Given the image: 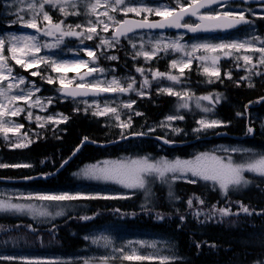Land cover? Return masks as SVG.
Returning a JSON list of instances; mask_svg holds the SVG:
<instances>
[{"label":"snow or ice","instance_id":"6c2138e0","mask_svg":"<svg viewBox=\"0 0 264 264\" xmlns=\"http://www.w3.org/2000/svg\"><path fill=\"white\" fill-rule=\"evenodd\" d=\"M244 3H248V0H243ZM174 7L168 4H160L157 7H150L145 5V0H12V4L27 5L28 19H25L23 13L26 9L24 7L16 8L14 11H10V14L15 17L9 21V26L21 25L24 28L34 29L36 33L43 36L56 37V43H41L37 35L31 34H20L17 35L15 32H8L0 34V132L4 133V139L10 140L8 136L9 132H19L23 128L22 124H15L11 119H6L7 117H15L25 112L26 109L21 107L17 102L23 101L29 108L40 107L43 108L44 105L40 103V99L36 98L31 100L34 91H39V88L35 86V82L27 81L24 76H17L13 74V66H10L9 59L15 61L16 64L20 65L25 70L37 65L38 63H44L46 66L50 67L53 72H59L61 69L68 67H85L88 68L86 73L81 74L78 77L79 83L76 84L75 89H66L65 87V77H59L60 88L57 91L63 92L64 95L70 97H99L104 94H116L117 98L120 94H126L129 92H135L138 96H143L145 93L138 90L135 85L137 81L134 77H128L126 86L125 84L116 77L111 80L101 81L93 77V73L100 72L103 73L106 70L96 66L95 53L91 50L87 51L89 57H93L91 61L75 60V61H63L54 60L48 56H39L42 48H55L64 42L65 37H76L81 39L92 40L94 37H98L100 43L97 48H103L107 46L108 48L115 47L119 44L120 38L125 37L128 39L132 48H136V44L133 43V38L130 37L129 33H135L137 29H185L188 33H212L218 31H229L236 29L239 26L247 25L251 26L254 21L248 19L245 16V11L249 15L255 16L256 13L251 9H239L234 10L229 4V0H173ZM262 8H264V0H260ZM134 4L144 5L142 7L132 6ZM49 5L52 8H58L59 11L67 18L69 15L80 16L82 13L80 11L81 7L84 9L83 14L86 16L95 15V21L89 19L87 21V26L82 24H66L65 20H60L58 22H53L52 16L48 11L45 10V6ZM103 6V11L97 12V8ZM215 6V7H214ZM6 7L11 8V6L6 5ZM72 9V11H69ZM204 10V11H202ZM112 13V14H110ZM115 13H122L125 18L117 19ZM128 13H135L140 16L142 13L154 14L161 17L158 21H151L148 15H144L141 20H131L126 18ZM104 17L106 19H102ZM194 18V19H193ZM38 20L41 23H38ZM46 21L47 23H43ZM102 25V30L108 32L109 28H113L111 37H105L97 32V26ZM77 29H82L77 31ZM183 34L178 37L165 40L164 37L156 38L155 42L152 43L151 51H146L143 44H141L138 51L133 55V59L143 56L145 60H151L156 57L160 52L168 53L169 51L175 53H181L179 59H173L171 61L170 67L172 69L179 68V75H173L171 72L162 73L159 70L152 71V78L154 80L167 79L172 81L174 84L181 83V77L184 75L185 68H191L193 60L200 61L203 73L209 77L208 83L215 82V80L223 82L220 78V68L219 61L222 58H233L235 61L243 60L245 66H248L250 74L252 69L256 68L257 65L264 66V37L252 35L248 39L242 41L232 40V41H218L214 42L212 40H197L191 44L182 43ZM244 53H241V50ZM7 51L10 56L5 55ZM251 52L252 55L247 54ZM17 53L21 55L18 56ZM199 53V55H197ZM237 53H241L237 55ZM259 54L256 63H253V55ZM104 55V53H101ZM109 60H118L119 57L116 55H108L106 57ZM92 67H89V64ZM136 72L144 76L145 69L142 67H137ZM114 71V69L112 70ZM151 71V70H149ZM38 71L31 72L32 76L39 75ZM227 79H232L231 72L225 73ZM255 75H264V72H256ZM88 77H93L92 79H87ZM42 79H46L47 83H55L56 80L52 76H44ZM77 79V78H73ZM73 79L68 80V83H72ZM248 79V77H241V80ZM29 83L32 85L31 88H21V85ZM239 86L240 81H236ZM250 87L254 85L249 84ZM151 87V83L147 76L144 77L142 83L140 84V89ZM158 91L166 93L168 95L177 96L182 103L179 104V108L189 109V102L194 98V94L188 91L177 92L174 91L171 86L161 87ZM48 102L51 103V98ZM216 101H219L220 96L215 97ZM212 101V95H205L200 97H195V103L197 108L205 113L212 112L214 109L209 107H201L200 101ZM264 101V98H261ZM31 101V102H30ZM87 105L85 111L88 108H95L93 115L96 116H107L111 114L114 119L118 122L117 126L122 130L130 128L132 126L131 115L128 116L126 121L121 120V114L119 108L123 107L126 109H132V105L135 103L134 100H129L127 102H121L116 106H112L115 100L105 99L102 102L98 100H93L91 103L84 101ZM246 109L248 106H245ZM79 111V109H76ZM134 115H142L140 112H134ZM32 112L27 111V118L32 119ZM243 115L242 113H237V116ZM36 121L39 122L42 118L36 116ZM48 121H53L54 118L49 116L46 118ZM61 119L67 120L68 117L61 116ZM166 121L171 122L174 120H183V115H170L167 116ZM199 127L193 129L194 132H206L208 129H213L221 126H226L224 121L218 119H205L201 118L197 121ZM11 125V126H10ZM44 127L43 124L40 125ZM161 127L167 126L171 127V124L165 125L161 122ZM264 127V125H262ZM155 128H149L148 132L155 131ZM171 131L174 134H181L183 129L176 127H171ZM254 129L249 126L247 127L246 134H252ZM145 132L133 133L132 135L143 136L146 135ZM123 137V132H122ZM87 137L84 141H87ZM157 139H161L157 137ZM21 140H27V133L23 137H17V142L13 143L11 146L15 148H24L28 146V142H21ZM82 141V144L84 143ZM95 143V141H93ZM164 143H172V141L165 139ZM80 150L78 147L74 152L73 156ZM223 152L228 153V155L221 156L215 153L205 152L195 155L192 159L181 160L179 158L175 160H169L165 157H161L159 160H154L149 156L138 157L134 159H121V160H104L99 161L94 164L85 165L79 172L73 173L82 179L111 182L125 189L133 190H143L145 195L146 203H150V198L154 194L152 191V185L156 181L161 184L167 185L168 187V198L170 200H178L179 197L175 195L173 191V183L178 179H186L188 183H197L198 180L211 181L214 185L219 186L222 196L228 197L230 191L238 190L241 187H246L252 183L251 180L246 178L245 173H253L256 176L264 178V153L256 154L251 149L242 148H223ZM231 153H244L248 154V159L243 162L236 161ZM69 160L71 157L68 158ZM68 163V160H64L60 167H64ZM28 168L32 167L29 164H3L0 163V168ZM48 175H52L49 173ZM196 179H192V178ZM25 179H34V177H26ZM116 196H107L100 194H85V193H59V194H29L23 199L26 201H40V204L30 203V202H13L11 199H0V213H19L31 215L35 220L38 217H54L64 215V211H50L49 208L55 209L60 207L61 202H72L79 200H92V199H115ZM193 199L199 204L204 205L205 201L199 197H190L187 200V206L189 209H193L194 203ZM43 202H50L48 204ZM55 202V203H52ZM239 206V212H233L230 206L217 207L216 204L211 206V209L207 212L201 210L193 211V216L199 218L204 216V220L200 221L205 223L209 220L219 218L218 222H222L224 218L231 216H238L240 212L248 215H252L249 207L244 205L242 202H236ZM142 208H146V205H142ZM119 212V209L116 210ZM179 212V210H177ZM98 215V213H97ZM156 218L158 220L164 219V214L157 213ZM83 220L93 219L92 216H83ZM181 222L185 220V216H180ZM2 227V226H0ZM30 231H35L31 225L27 226ZM88 240L89 237H84ZM93 244H99L101 240L103 241V246L105 248L112 247L113 251H118L122 253V259L124 260H159V264H171L172 261L177 259L175 255H160L159 252L147 253L143 255L135 254L137 249L133 246V243L139 244L142 248H156V242L148 241H129L127 244L122 245L119 248L114 246V241L107 236L103 237H93L91 238ZM200 247V244L196 245ZM125 248L131 249L134 255H128L125 252ZM117 257L103 256L98 258V264H109L110 259H116ZM3 260H16L17 257H5L0 256ZM24 261V264H41L39 260H26L25 258H20ZM83 264H92V261L85 259ZM256 264H264L262 261H257Z\"/></svg>","mask_w":264,"mask_h":264},{"label":"rangeland","instance_id":"374dc122","mask_svg":"<svg viewBox=\"0 0 264 264\" xmlns=\"http://www.w3.org/2000/svg\"><path fill=\"white\" fill-rule=\"evenodd\" d=\"M1 4V13H5L6 16H8L10 19L4 23V25H0V34L8 33V32H15L17 35L20 34H31V35H37L41 43H51L55 44L56 43V37H48V36H43L39 33H36L34 29H28L24 28L21 25H16V26H9V21L12 19H15L13 15L10 14V11H14L16 8L24 7L26 9L25 13H23L25 19H28L29 16L27 14V5H20L12 4V0H0ZM160 4H168L171 6H175L173 3V0H145V5L150 6V7H157ZM6 5L11 6V8L6 7ZM132 6L136 7H142L144 5H138L134 4ZM232 9L234 10H239L241 8L243 9H248L246 6H233L230 5ZM252 9V8H251ZM45 10L49 12V14L52 16L53 22H58L60 20H65L66 24H82L87 26V21L89 19L95 21L96 17L95 15L92 16H86L83 14L84 9L81 7V15L80 16H73L69 15L67 18L64 17V15L59 11L58 8H52L49 5L45 6ZM256 15L252 16V18H258V21L260 24H262L264 21V8L256 6L254 9H252ZM69 11H72V9H69ZM103 11V6L97 8V12ZM0 13V16H1ZM248 12L245 11L244 14H247ZM112 14V13H110ZM117 16V19H124L125 16L122 13H115ZM144 15H148V18L150 17H156V18H161L159 16H156L154 14H146L142 13L140 16H137L135 13H128L127 17H132V18H143ZM102 19H106L104 17H101ZM38 23H41L40 20H38ZM43 23H47L46 21H43ZM82 29H77V31H81ZM114 31L113 28H109L108 32H104L102 30V25L97 26V32L100 33V35L105 36V37H111L112 32ZM181 33H173V34H168L165 32L161 33H155L152 34L146 33V32H138L137 34H130L129 36L133 38V43L136 44V48L133 49L131 44L129 43L128 39L126 38H120L119 44H116L115 47L113 48H108L107 46L103 48H97V45L100 43V40L98 37H94L92 40H87L83 39V42H81V39H78L76 37H65L64 42L61 43L58 47L55 48H42L40 53L38 54L39 56H48L51 57L54 60H63V61H75V60H84V61H91L93 57H89L87 55V51L91 50L95 53L96 59V66L99 68H103L106 71L103 73L96 72L93 73V77L96 79H99L101 81L105 80H111L113 77L119 78L126 86L127 80L126 78L128 77H134L137 81V84L135 87L138 89L140 88V84L142 83L143 79L145 76L149 79L150 83L152 84L157 83L160 84L161 87H169L171 86L174 91L177 92H183V91H188L191 94H194V98L189 102V109H184V108H179V104L182 103V101L174 95L172 96V99L175 101H178V103L175 105L173 103V108L174 111H177L178 113H188L192 111V108H195V110L199 113H204V116H200L196 120V126L194 127L197 128L199 127L197 121L200 120L201 118L205 119H218L221 120L220 117L218 116L219 113V105L221 101L223 100V94H221L218 90L215 88H211V86L217 84L218 82L220 85L224 83L223 76H221L220 72V78L223 81L222 83L219 80H215V77L212 79L215 81L213 83H208L209 77L203 73L200 61L198 60H193L191 65V68H185L184 69V75L181 77V83L179 84H174L172 81H169L167 79H161L159 81L154 80L152 78V71L159 70L162 73H169L171 72L173 75H179V68L177 69H172L170 67V64H167L165 57L163 56H171L175 57L174 59H179L181 56V53H175L169 51L168 53L165 52H160L156 57H154L151 60H145L143 56H140L136 59H133V55L135 54L136 51L139 50L141 44H143L144 49L146 51H151L152 49V43L155 42L156 38L158 37H164L165 40H171L176 37H178ZM252 35L264 37V34H261L259 32V28H257L256 23L254 22V25L252 24L249 26V29H245L243 32L235 33V35L232 36H220V37H212L211 35L208 36H195V37H188L186 34H183V40L181 41L182 43H188L191 44L194 41L197 40H212L214 42H218L221 40L224 41H232V40H238L242 41L244 39L250 38ZM213 36H219V35H213ZM203 37V38H202ZM186 38H194V39H186ZM123 39V40H122ZM123 41V42H121ZM115 50V52H114ZM101 53H104V55H101ZM241 53H244V50H241ZM241 53H237V55H240ZM252 55L251 52L247 53ZM6 56H10V54L5 51ZM18 56H20V53H17ZM108 55H116L120 56L118 60H109L106 57ZM199 55V53L197 54ZM259 54H254L253 55V63H256L258 60ZM162 59V60H161ZM12 63H15V61L9 59ZM104 60L111 62V64H108L107 68L102 67L99 65L101 62ZM223 63L230 64L233 66L232 71H234L239 77H248V79H244L243 82L246 84L247 87H250L249 84H252L254 86H261L264 85V75H255L256 72H264V66L257 65L256 68L252 69V73L250 74L248 70V66H245L244 61L241 59L239 61H235L233 58H222L219 61V68L221 69ZM160 64L161 68L157 67V65ZM18 65V64H17ZM20 66V65H18ZM93 65L90 63L89 67H92ZM21 67V66H20ZM137 67H142L145 69L144 76H142L140 73L136 72ZM199 67V68H198ZM22 68V67H21ZM25 70L24 68H22ZM114 69V71H112ZM196 69H198L196 71ZM242 69L246 70L245 72H242ZM31 75V72H36L38 71L40 74L36 75V79H29L27 76L21 74V73H15L13 71L14 75L17 76H24L26 77L27 81H33L35 82V86L39 88V91H34L33 96L31 97V100H35L36 98L40 99V103L44 105L43 108L40 107H31L29 108L23 101L17 102L21 107H24L26 109L25 112L21 113L18 116L15 117H7L6 119H11L15 124H21L18 120H25L26 123L22 124L23 128L19 130V132H9L8 136L10 137V140H5L4 133L0 132V163L3 164H29L32 165V167L28 168H0L1 170H12V171H17V170H31L35 165L32 163V161L28 160L27 158H24L23 156H26L24 151L28 146L34 144L35 139L33 137H41V138H52L54 136H47L43 131H50L54 133L56 136H58L63 129V126L66 124L67 120L61 119V116H66L69 117L68 114L63 113L61 111H56L55 109L60 106V103L62 102H70L72 105H74V110L79 109V111H72V113L76 112H82V114L87 113L89 114L92 118L98 119L100 122V126L105 129V130H110L113 132H116L118 135H123L125 133H128L131 131V128L127 129H121L120 127L117 126L118 122L114 119V117L109 114L107 116H96L93 115V111H95V108H88L87 111H85V108L87 105L84 103V101H88L91 103L93 100H98V101H103L105 99L108 100H115V103L112 106H116L117 104H120L121 102H127L131 98L132 93L134 92H129L126 94H120L117 98L116 94H110L106 96H99V97H88V98H79L76 100H69L65 99L63 96L60 95V91H57L58 88H60L59 84V77H65V86L70 87L72 89H75L77 83H79L78 77L86 73L88 71V68H85L83 66L81 67H68L61 69L59 72H53L50 67L46 66L44 63H38L37 65L27 69ZM151 70V71H149ZM187 70H193L191 73L187 72ZM126 71H130L131 74L126 75ZM235 75V74H234ZM44 76H52L56 82L49 84L47 83L46 79H42ZM226 76V75H225ZM93 77H88L87 79H92ZM77 78V79H73ZM227 78V77H226ZM236 78V77H234ZM73 79L72 83H68V80ZM231 80V79H230ZM21 88H31L32 85L29 83H25L24 85L20 86ZM147 90L149 89L146 88ZM158 90V89H157ZM145 95L143 96H138L140 101H148L147 98L152 96V91L149 92H144ZM158 94L161 95H168L166 93L158 91ZM205 95H212L213 100L206 101V100H201L200 104L201 107H209L213 108L214 110L212 112L205 113L201 110V108L196 107L195 103V97H200V96H205ZM220 96L219 101H216L215 97ZM46 98H51V103L48 102V99ZM62 100V101H61ZM135 103L132 105V109H126V108H119L120 114H121V120L126 121L128 116L131 115L132 121L131 124H135L136 120L134 119L133 113L137 109V100H134ZM31 102V101H30ZM169 102V101H168ZM53 104L55 106H53ZM169 105H171V102H169ZM27 111L32 112V119L29 120L27 118ZM36 116H40L42 119L37 122L36 121ZM53 117V121H48L46 118L47 117ZM170 116V115H167ZM166 116V117H167ZM253 116H257L255 113H253ZM165 117V118H166ZM102 119V120H101ZM143 120V119H142ZM141 120V123H142ZM185 118L183 120H174L171 122L166 121V119L162 121H157L154 122L150 127L155 128L156 130L150 133L154 132H160L162 137H167L170 140L174 141L175 138H177L179 135L174 134L171 131V127H176L180 129V125L177 121H182L184 122ZM140 121V120H139ZM31 122L36 123L35 125H32ZM161 122H164L165 125L171 124V127H161ZM43 124L44 127H41L40 125ZM264 117L259 119V128L261 129V133L264 135ZM11 126V125H10ZM221 127L213 128V129H208L206 132H194V135L201 134V133H210L214 130H217ZM27 133V140H21V142H28L31 141L30 144H28L27 147L24 148H15L12 147L11 145L15 142H17V137H23L24 134ZM56 139H59V137H55ZM202 148V149H201ZM199 149L191 148L186 155L181 154L180 157L174 156V155H165L162 153H159L157 155H151V154H146V152H143L142 154L136 155L129 157L127 155H124L122 152L121 155L118 158L115 159H101L99 161H104V160H121V159H134L138 157H144V156H149L154 160H159L161 157H165L169 160H175L177 158L181 160H189L192 159L195 155L205 152H210V153H220V154H228L223 152L221 149L223 148H242V149H251L254 153L256 154H261L264 153L263 150L260 149H253L250 147H247V145L243 143H232V142H222L220 144H215L213 148H211V151H205V148L201 146ZM12 152V153H17L20 155L17 161L9 159L7 156L10 155L7 153ZM131 152H128V155H130ZM237 154H243L244 153H231V155H237ZM179 155V154H178ZM98 160V159H97ZM92 161L89 163H81L78 167H76L73 170V173L79 172L82 168H84L85 165H90L97 163L99 161ZM247 160V159H246ZM247 174H253V173H245ZM256 176L255 174H253ZM259 180V182L264 183V178L256 176ZM70 178L72 182L78 181V183L73 185H69L67 187H64L63 189H57V190H47V189H38L35 188L31 185H13V184H8V183H0V199H11L13 202H30V203H36L40 204V201H26L23 198L28 196L29 194L35 195V194H59V193H85V194H100V195H107V196H116L117 198L115 199H125L126 197L130 196L132 194L133 189H125L121 187L120 185L111 183V182H102V181H94V180H87V179H82L77 176H74L73 174L70 175ZM196 179V178H192ZM184 182L188 183L186 179H178L175 182ZM200 185H204V191H207V189L210 187L209 183L210 181H203V180H198ZM156 183V182H155ZM154 185V184H153ZM218 186V185H217ZM219 189V186H218ZM218 194H221V191H217ZM82 201V200H79ZM88 201H93V200H86ZM122 201V200H121ZM75 202V201H72ZM72 202H67V203H72ZM86 208V207H85ZM50 211H61L63 209H49ZM64 211V210H63ZM233 211V210H232ZM127 213V212H126ZM80 214V213H79ZM79 214H77L78 220L75 221L76 226L74 228H68V231L70 230L69 233H66L67 239L68 238H76L78 234L82 235V243L81 242H76L72 244V246H67L69 245L68 242H66L67 239L60 240L57 237L58 234H60L59 230L57 231L56 227L61 226L69 221L63 222L60 221V223H54L52 226L51 224L53 221H57L56 218L62 217V216H54V217H38L37 219H33L31 215H26V214H19V213H0V215L3 216H26L29 218L28 222H24L22 225L21 223H17L16 226L13 227L12 230L8 231L6 235L0 236V256H5V257H17L18 259L16 260H3L0 259V264H24V261H22L20 258H25L26 260H39L41 264H83L85 259H89L92 261V264H98V258L103 257V256H111V257H117L116 259H110L109 264H114V263H145L148 262V260L140 261V260H124L120 257H122V253L118 251H113L112 247H107L105 248L103 246V241L99 244H93L91 238L93 237H103L107 236L110 239L114 241V246L116 248L121 247L122 245L127 244L129 241L131 242H136V241H148V242H156V248H142L140 247L139 244L133 243V246L137 249V252L135 254L137 255H143L147 253H153V252H159L160 255H168L172 256L173 254L175 257H177L178 260L180 259L179 255L175 252V243L168 238L167 235H165L162 232H157V231H152L149 229H130L125 226L119 225L121 223H118L115 221L114 217L115 215H124L125 213H114L111 212L109 214V217L103 218L100 220L99 218L93 216L90 213H86L83 216H92L93 219L91 220H83L79 219ZM107 222V223H106ZM230 224H235L234 221H229ZM48 224V227H45V225ZM103 224H114V225H103ZM118 224V225H117ZM28 225H31L35 231H30L28 229ZM35 227H34V226ZM53 231V236L47 235V230ZM62 229H65L64 226ZM49 233V232H48ZM48 236V238H46ZM89 237L88 240L84 239V237ZM43 238L49 239L48 242L42 241ZM57 238V239H55ZM248 243H258L259 245L264 246V232L261 233H252L249 234L248 237ZM67 245H66V244ZM125 252L128 255H134V253L131 251L129 248H125ZM174 260V261H175ZM261 261L264 262V257L261 259ZM149 262H154L156 264H159V260H151Z\"/></svg>","mask_w":264,"mask_h":264},{"label":"trees","instance_id":"16d2710c","mask_svg":"<svg viewBox=\"0 0 264 264\" xmlns=\"http://www.w3.org/2000/svg\"><path fill=\"white\" fill-rule=\"evenodd\" d=\"M36 79V78H35ZM216 88L225 92V102L219 108L222 111L223 119L230 123L228 128H225L230 134L241 136L245 128V120L233 116L236 110L244 111V107L252 102L254 106L258 99L264 97V85L256 86L254 89H245L244 87H232L223 85ZM163 104L153 106V108H146L144 114L145 119L136 120L132 125L131 131L125 133L123 137L131 133L144 132L147 129L148 123L153 122V119L160 118L167 109V100L161 101ZM58 110L68 114V121L63 126L62 134L59 139L55 137L38 140L24 151L28 160L35 165L31 170H1L0 178H18L38 174L53 173L64 160H66L73 150L87 137V140H92L100 143H107L117 140L122 137L116 132L105 130L100 126V122L93 120L82 113H72L74 106L69 102L60 104ZM264 113V101L258 107ZM142 119V118H141ZM22 124L26 123L20 120ZM191 119H187L182 125L184 130L174 142L189 143L186 146L178 149L164 148L155 141L154 136H159L160 132H154L143 138H134L119 142L109 147L101 148L92 145H83L76 153L74 159L57 175L53 176L49 182H34L30 184L35 188H51L61 189L71 185L73 182L70 178L73 170L81 163H87L100 159L103 157H114L121 152H134L139 155L143 152L152 154L167 155H181L189 152L190 148H199L198 143H192L196 136L190 134L191 126L193 125ZM255 145L264 150V137L259 136L254 141ZM10 154V155H8ZM7 157L11 160L17 161L19 156L17 153L8 152ZM67 178L70 184L63 185L62 180ZM175 195L179 197L178 200H170L168 198L167 185L156 181L152 186L153 195L150 198V203H146L143 190L128 201H80L76 206V212H80L79 217H83L86 213L103 219L109 217L111 212L125 213L129 215L130 224L133 226H149L151 228L161 230L167 233L177 243V251L184 256L183 262H175L173 264H256L264 257V246L258 243H248V235L252 233L264 232V184L253 182L246 187H241L238 190L230 191L227 198L215 192L204 191V187L196 186L187 183H173L172 185ZM199 196L204 201V205H199L193 199L194 208L189 209L187 200L190 197ZM242 202L248 206L252 215L240 212L238 216L226 217L222 222H218L219 218L209 220L205 223L204 216L199 218L193 216V211L201 210L207 212L211 209L213 204L217 207L230 206L233 212H239V206L236 202ZM65 205V204H63ZM146 205V208H142ZM86 207V208H85ZM179 210V212L177 211ZM127 212V213H126ZM98 213V215H97ZM157 213L164 214L163 220L156 218ZM111 215V214H110ZM185 216V220L181 222L180 216ZM119 216V214H118ZM68 219L67 223L57 226L56 230L60 232L57 236H53V231L47 232V235L59 238L61 241L67 239L66 233H69L68 228L76 226L75 221L78 220L76 214L71 213L64 217ZM81 219V218H79ZM29 218L26 216H3L0 215V236L6 235L8 231L12 230L17 223L24 225ZM229 221H234L235 224H230ZM66 222V221H64ZM64 226L65 229H62ZM48 236H46L48 238ZM50 237V236H49ZM55 238V239H57ZM42 241L48 242L49 239L43 238ZM77 238H68L66 242L72 246L76 243ZM200 244V247L196 245ZM246 257V259H244ZM263 262V261H262Z\"/></svg>","mask_w":264,"mask_h":264},{"label":"water","instance_id":"95a60500","mask_svg":"<svg viewBox=\"0 0 264 264\" xmlns=\"http://www.w3.org/2000/svg\"><path fill=\"white\" fill-rule=\"evenodd\" d=\"M242 1V0H241ZM251 2H260V0H251ZM168 29H170V30H185V29H175V28H168ZM158 30H161V29H158ZM84 143H86V142H84ZM161 143L162 144H164V145H166V143H164L163 141H161ZM73 156V155H72ZM71 156V157H72ZM44 178H48V176H46V177H44Z\"/></svg>","mask_w":264,"mask_h":264},{"label":"bare ground","instance_id":"6f19581e","mask_svg":"<svg viewBox=\"0 0 264 264\" xmlns=\"http://www.w3.org/2000/svg\"><path fill=\"white\" fill-rule=\"evenodd\" d=\"M70 183H71V182H69L67 178H65V179L62 180V184H63V185H66V184L68 185V184H70ZM244 259H246V257H244Z\"/></svg>","mask_w":264,"mask_h":264}]
</instances>
